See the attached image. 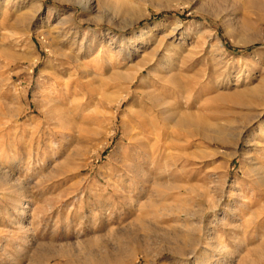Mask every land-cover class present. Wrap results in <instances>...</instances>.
<instances>
[{
  "label": "rangeland",
  "instance_id": "obj_1",
  "mask_svg": "<svg viewBox=\"0 0 264 264\" xmlns=\"http://www.w3.org/2000/svg\"><path fill=\"white\" fill-rule=\"evenodd\" d=\"M0 264H264V0H0Z\"/></svg>",
  "mask_w": 264,
  "mask_h": 264
},
{
  "label": "bare ground",
  "instance_id": "obj_2",
  "mask_svg": "<svg viewBox=\"0 0 264 264\" xmlns=\"http://www.w3.org/2000/svg\"><path fill=\"white\" fill-rule=\"evenodd\" d=\"M245 11H246V10H245ZM171 78H172V77H171ZM171 78H169V79H171ZM163 79H164V78H163ZM178 79H179V78H178ZM159 80H160V79H159ZM159 80H158V81H159ZM156 81H157V79H156ZM173 81H174V80H172V82H173ZM164 82H165V81H164ZM164 82H163V84H164ZM174 83H175V82H174ZM174 83H173V84H174ZM169 84H170V83H169ZM56 85H57V84H56ZM60 85H61V84H60ZM155 85H156V84H155ZM165 85H166V87H168L167 84H165ZM171 85H172V84H171ZM169 86H170V85H169ZM176 86H178V85H176ZM162 87H163V86H162ZM60 88H61V87H60ZM146 92H147V91H146ZM144 93H145V92H144ZM122 94H123V93H122ZM145 95H146V94H145ZM152 95H153V94H152ZM152 97H153V96H152ZM156 97H157V96H156ZM156 97H155V98H156ZM143 98H144V97H143ZM60 99H61V98H60ZM116 99H117V98H116ZM145 99H146V97H145ZM151 99H152V98H151ZM156 99H158V98H156ZM154 100H155V99H154ZM115 101H116V100H115ZM145 101H146V100H145ZM147 101H148V100H147ZM152 101H153V100H152ZM152 101H151V102H152ZM157 101H158V100H157ZM151 102H150V103H151ZM159 103H161V102H159ZM141 104H142V103H141ZM143 105H144V104H143ZM147 105H148V104H147ZM151 105H152V104H151ZM151 105H149V106H151ZM152 106H154V105H152ZM146 107H147V106H146ZM155 107H156V105H155ZM159 107H160V106H159ZM143 108H144V107L142 106L141 110H142ZM157 108H158V107H156V109H157ZM158 109H159V108H158ZM143 111H144V110H142V112H143ZM134 113H136V111H135ZM134 113H133V115H134ZM136 114H137V116H138L139 119H140L141 115H143L144 113H143V114H138V113H136ZM150 114H151V113H150ZM150 114H149V115H150ZM130 115H131V114H130ZM133 115H132V116H133ZM144 116H146V111H145V115H144ZM144 116H143V117H144ZM153 116H154V115H153ZM143 117L139 120V125H140V127L142 128V130H143V131H142L141 128H140L141 131H139V133L142 132V133H143V134L141 133L142 135H145V136L148 135V134L150 135V134H152L153 132H154V135H155V134H156V133H155L156 131H158L159 129H162L161 127H159L160 125L158 126L157 123L153 121V118H154V117L151 118L152 115H151V117H150L152 120H151V119L149 120V116H148V117L146 116V117H147L146 119H144ZM156 117H158V116L156 115ZM132 118H134V120H135V117H134V116H133ZM136 119H137V118H136ZM147 119H148V120H147ZM132 120H133V119H132ZM134 122H136V120H135ZM137 122H138V121H137ZM134 126H135V125H134ZM136 126H137V125H136ZM135 128H136V127H135ZM126 130H127V129H126ZM159 133H160V132H159ZM161 134H162V133H161ZM149 135H148V136H149ZM155 136H156V135H155ZM152 137H153V136H152ZM152 137L149 136V138H152ZM130 138H131V137H130ZM154 138H155V137H154ZM154 138H153V139H154ZM147 141H148V140H147ZM156 142H157V141H156ZM156 142H154V146H153V147L156 148V150H157V146H158V144L156 145ZM149 146H151V145H149ZM151 148H152V147H151ZM151 148L149 147V149H151ZM151 150H152V149H151ZM156 152H157V151H156ZM154 153H155V152H154Z\"/></svg>",
  "mask_w": 264,
  "mask_h": 264
}]
</instances>
